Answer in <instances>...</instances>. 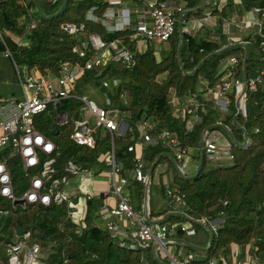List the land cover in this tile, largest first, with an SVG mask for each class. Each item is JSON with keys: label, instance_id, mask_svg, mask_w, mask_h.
<instances>
[{"label": "trees", "instance_id": "obj_1", "mask_svg": "<svg viewBox=\"0 0 264 264\" xmlns=\"http://www.w3.org/2000/svg\"><path fill=\"white\" fill-rule=\"evenodd\" d=\"M64 1L38 0L45 15L55 14ZM201 4L202 0H187L185 7L178 8V22L168 47L162 46L163 43L158 50L152 45L148 50H140L131 42L130 46L135 51L132 67L107 61L100 68L81 71L72 87L71 97L61 100L56 107L51 105L46 112L38 115L36 127L57 145L59 176L64 174V166L69 162L100 174L104 168H109L105 155L112 150L114 141L116 159L123 165L121 174L129 180L134 210L142 214L149 224L179 223L182 226L188 223L189 232L198 234L200 230L204 231L205 239L201 242L206 248L185 246L186 253L197 255V261L207 262L214 257L221 264H233L258 257L264 262V85L256 90H247L246 111L239 114L237 120L234 88L230 91L232 104L228 113L214 108L200 91L201 87H212L224 77L252 78L264 69V25L262 29L257 25L239 29L237 36L248 42L247 49L239 44V40L226 35L222 28L223 20L234 12L240 16L253 12L257 18H262L261 12L255 13L254 8L259 7L264 12V0H241V3L227 0L223 6L217 1L216 4L206 3L205 7H200ZM108 5L106 0H68L58 16L45 18L39 13L34 0H0V97L21 98L18 71L23 75L32 70L41 76L49 73L58 75L61 63L67 60L82 68L85 60L73 52V47L82 44L83 33H96L106 40L119 38L129 42L131 34L127 33V28L108 32L102 20L88 17L89 10L94 6V13L102 18ZM209 6L212 10L206 12ZM185 8L196 10L186 13L181 24L180 17ZM207 13L209 18L205 29L194 35L182 30L184 21L191 16ZM32 18L37 20V24L29 29ZM64 24L81 26L82 31L71 34L63 28ZM22 37L29 41L27 45L19 44ZM220 49H223L222 52L215 53ZM7 50L12 56L6 55ZM230 56H237L240 64L231 65L228 62ZM199 64L198 70L189 74ZM105 81L109 87L103 85ZM90 87L107 94L110 103L103 107L110 109L114 118H122L129 124L124 135L107 131L102 136L99 130L95 149L77 145L70 137L76 121L82 118L83 101L79 97L87 95ZM195 92H201L200 98L206 106L201 111L202 121L188 130L190 116L176 115L171 101L174 97L186 100ZM62 112L68 114L67 125L57 122V116ZM144 120L150 122L149 131L152 134L178 132L182 145L188 148L187 156L194 150L198 163L201 161L199 145L203 135L218 131L230 141L234 158L216 162L204 155L200 173L193 174V177L184 173L187 177H183L180 165L186 158L177 160L170 148L149 144L143 153L147 175L155 161L159 160L149 174L147 186L135 178L133 169L137 150H129L140 140L137 123ZM244 142L246 144L241 146ZM164 159L168 161V169L156 179L155 168ZM17 164L14 161L11 167L14 194L20 197L30 181ZM168 171L173 172V178L166 184L161 175L165 172L168 175ZM168 186L182 190L186 206H174L168 201ZM0 209H9L8 214L0 215L1 256L4 244L17 239L18 226L36 224L29 229L33 241L41 244L43 260L47 264H142L143 250L147 251L151 264H166V260L156 256L153 245L146 248L121 246V238L112 237L107 227L98 223L99 205L93 199L88 200L87 212L78 221L72 219V210L67 203L50 206L34 203L25 209L19 205L13 208L11 198L0 195ZM163 217L162 222H157ZM217 219L221 221L216 223L214 230L211 222ZM187 233L179 227L177 233L169 238V246L176 245L177 239ZM178 246L183 247L182 244Z\"/></svg>", "mask_w": 264, "mask_h": 264}, {"label": "built area", "instance_id": "obj_2", "mask_svg": "<svg viewBox=\"0 0 264 264\" xmlns=\"http://www.w3.org/2000/svg\"><path fill=\"white\" fill-rule=\"evenodd\" d=\"M111 3H122L121 0H108ZM144 6L137 10V21L130 35L129 42L123 39L106 40L96 33H83L84 41L81 45H74L73 52L85 60L83 67L69 60L63 61L58 75L49 73L38 75L31 71L26 75L18 71L19 81L22 88L21 98L13 96L0 97V195L4 198H11L13 208L18 205L25 209L29 204L38 203L50 206L54 203L73 204L74 189L67 187L71 177L91 175L92 171L84 169L74 162H69L64 166V174L58 175L57 169V145L36 127L38 115L46 112L49 107L56 105L63 99L71 97L72 87L76 84L81 71L92 70L102 67L107 61L119 63L126 67L135 64V51L130 43L134 42L138 47L139 42L144 43V50H148L152 45L156 49L158 45L169 41L175 32L178 18L174 6L169 0H142ZM241 3V0H237ZM96 7L89 10V18L95 19L93 14ZM181 9V8H180ZM123 11L124 20L130 23L129 18ZM255 13L262 14V18H257L253 12H246L240 16L237 12L232 13L223 20V32L239 43L247 45V41L236 35L235 29L249 28L253 25H264V12L261 8H254ZM209 14L201 17H190L182 25V30L187 34L194 35L207 27ZM126 23V24H127ZM37 20L32 18L30 28L36 27ZM63 28L71 34L82 31V27L75 24H64ZM123 28L116 27V29ZM27 38H20V45L28 44ZM264 44V43H263ZM7 56H12L9 50ZM228 62L238 66L240 59L237 56H230ZM109 87V83H103ZM260 85H264V69L252 78L238 77L235 75L224 77L220 82L212 87L200 88L206 101H211L214 108L228 113L232 104L230 91L234 88L236 94L235 105L237 111H246V92L248 89L256 90ZM201 92L192 93L188 99L181 100L174 97L172 104L177 105L173 109L176 115H189L187 129L192 130L196 124L202 121L201 111L205 109L206 102L201 97ZM83 101L81 107L82 118L76 121L75 128L70 137L73 142L80 146L91 149L97 147L96 133L99 129H107L110 132L119 130L117 120L113 117L110 109L98 105L88 96L79 97ZM107 103H110L108 98ZM94 118V121L90 119ZM59 125L69 123L66 112L57 116ZM151 126L149 121H138L137 127L140 133V140L136 146H130L129 150H137L133 174L138 181L149 183L150 177L145 173V162L142 148L149 144H160L170 148L177 160L187 158L188 148L183 146L179 133L176 131H161L152 134L149 131ZM231 143L224 135L214 131L205 135V142L202 147L204 155L213 161H225L233 159ZM22 168L24 175L29 179L30 185L20 197L14 194V179L11 165L14 163ZM105 161L110 168L111 191L119 195L120 200L113 208H107L109 213L105 217L112 237H120V245L130 248H146L153 245L156 249L157 257L166 260V264H221L212 257L207 262L197 261L195 253L175 254L169 246V238L176 234L179 227L188 230L185 225L179 223H155L149 224L142 214L137 213L131 203L130 194L125 192L128 184V177L121 174L123 165L118 162L115 155L114 141L112 150L105 155ZM96 177L103 178L100 173ZM168 184V183H167ZM88 194V190L85 191ZM166 195L172 205L186 206L185 194L179 187L167 188ZM88 198L91 196L88 195ZM23 200L22 203H16ZM76 209V208H75ZM147 211V209H146ZM9 209H0V215L8 214ZM73 219H82V215L72 211ZM120 218V219H119ZM216 230V225L213 226ZM4 254L0 255V264H47L43 260L42 246L33 241L31 229L18 234L17 239L4 244ZM142 264H151L148 253L143 250L141 253ZM233 264H264L258 257H250L248 260L236 261Z\"/></svg>", "mask_w": 264, "mask_h": 264}, {"label": "crops", "instance_id": "obj_3", "mask_svg": "<svg viewBox=\"0 0 264 264\" xmlns=\"http://www.w3.org/2000/svg\"><path fill=\"white\" fill-rule=\"evenodd\" d=\"M106 1L109 2L108 0H106ZM121 1H122V3H111V2H109V5H108L107 9L105 10L102 18H99V16H97V14H95L94 12H93V14L95 16V19L102 20V22L106 26L108 32H114L115 30L127 28L128 29L127 33L132 34L133 28H134L135 23L138 19L136 11L141 9L144 6V4H143L142 0H121ZM169 1L174 6L176 12H177L178 8L180 9L182 7H185L187 4V0H169ZM216 1L219 2L221 4V6H223L224 4L227 3V0H202V4L200 7H205L206 3H210V2H213V4H216ZM124 10L129 11V15H128V12H126V16L129 18L130 23H127L124 20V17H123V11ZM185 10H196V9L185 8ZM211 10H212V8H211V6H209L208 9L206 10V12L211 11ZM88 17H89V12H88ZM191 17H201V16H191ZM121 26H123V28L116 29V27H121ZM138 48L140 50H144V43L139 42ZM156 50H158V49L156 48ZM172 107H173V109H175L177 107V105L172 104ZM115 119L117 120V123L119 125V130L116 132H113V133L111 132V133L116 134V135H124L126 133V131L128 130V127H129L128 122L122 118H119V117H116ZM105 130H107V129H105ZM107 131L110 132L109 130H107ZM137 150L141 151V148L138 147ZM144 150H145V147L142 148V153H144ZM190 152H191V156L193 158L197 159L194 156V150H192ZM158 160H159V158L155 161V163ZM198 165H199V163L197 162L195 164L193 170L189 168L191 165L189 167L188 166L184 167L183 165H180V167H181L180 171H182L183 173H186L188 175V177H190V175L192 176L193 174L196 173ZM165 169H168V161L166 159L162 160L158 164V166L155 168V178L159 179L160 174ZM152 170L150 169L148 171V176ZM168 172H169L168 175L170 176V179H169V176L167 174H165L167 172H165L163 175H161L164 183H166V184L171 180V178H173V172L172 171H168ZM104 173L106 174V176L108 175V177H110V168H108V167L104 168L102 170L101 174L105 175ZM97 175H99V174H95L92 171V174L89 176L85 175L83 177H80V176L71 177V181H70V183L67 184V187L74 189V195H73L72 202H73V204L76 205V207L71 206V205H69V207L71 208V210L73 212L76 211L77 213L81 214L82 219H83L86 212H87V209H88V200L93 199L94 201H97L98 205H99L98 223L100 225L106 226L107 221H106L105 217H107L106 215L109 214L107 212V208L115 207L116 204L119 202L120 197H119V195H117L111 191V185H110L109 189H105V188L96 186L94 184L95 182L106 181L102 177L101 178L96 177ZM87 190H88V194L85 193V191H87ZM125 192L130 194V197H131V191L128 187V184L126 185ZM88 195L91 196V198H88ZM145 201H146V198H145ZM165 203L168 204V201L165 200ZM176 238H177V236H176ZM178 239H177L178 243H176V245L171 247L172 251L175 254H179L180 252L183 254H186V250H185L186 245H194L196 248H199V249L206 248L201 242L205 239L204 233L200 235V233L195 234L193 231H190L185 236L182 235L181 239L180 238H178ZM180 244H182L183 247H179L178 245H180ZM183 244H185V245H183ZM177 251H178V253H176ZM201 254H203V253H201Z\"/></svg>", "mask_w": 264, "mask_h": 264}, {"label": "water", "instance_id": "obj_4", "mask_svg": "<svg viewBox=\"0 0 264 264\" xmlns=\"http://www.w3.org/2000/svg\"><path fill=\"white\" fill-rule=\"evenodd\" d=\"M34 2H35V4H36V7H37L39 13H40L43 17H45V18H54V17L58 16V15L62 12V10H63L64 7L66 6L68 0H65L64 3L62 4L61 8L59 9V11H57L55 14H52V15H45V14L43 13V11L41 10V7H40V4H39L38 0H34ZM204 2H205V1H204ZM190 11H191V10H185L184 13L181 15V17H180V23H181V24H182V22H183L184 15H185L186 13L190 12ZM6 19L8 20L9 18L6 17ZM9 21H10V23H14L12 20H9ZM181 44H182V43H181ZM181 44H180V46H179V52H181ZM239 44L243 45V46L247 49V45H246V44H244V43H239ZM222 50H223V49H220V50L216 51L215 53H220V52H222ZM244 62H245V63L247 62V55H246V57H245V59H244ZM200 64H201V63H200ZM200 64L196 67V69H194V70H193L192 72H190L189 74H194V73L198 70ZM239 114H240V112H238L237 115L235 116V120H237ZM230 136L233 137L232 134H231ZM245 137H246V138L248 137V133H247L246 131H245ZM204 142H205V134L203 135V137H202V139H201V141H200V145H199V146H200V149H201V161H200V163H199V165H198V168H197V171H196L195 175H193V176H196L197 174H199L200 171H201V169H202V166H203L204 152H203L202 147H203V145H204ZM245 144H246V142L241 143L240 145H241V146H244ZM155 164H156V163H155ZM155 164L152 165L151 170L154 168ZM180 174H181L183 177H187V176H185V174H184L182 171H180ZM193 176H191V177H193ZM147 186H148V184H147ZM147 199H148V198H147V196H146V201H147ZM22 202H23V200H17V201H16V203H22ZM164 219H165V217H163L162 219L158 220L157 222H162ZM219 221H221V219L214 220L215 223H217V222H219ZM34 227H36V224H32V225H24V226H18V227H17V234L20 235V234L24 233L27 229H29V228L32 229V228H34ZM210 245H211V244H210Z\"/></svg>", "mask_w": 264, "mask_h": 264}, {"label": "rangeland", "instance_id": "obj_5", "mask_svg": "<svg viewBox=\"0 0 264 264\" xmlns=\"http://www.w3.org/2000/svg\"><path fill=\"white\" fill-rule=\"evenodd\" d=\"M235 32H236V35H239V29H235ZM162 45V44H161ZM161 45H158L157 46V49H161V47L162 46H165V47H168V45H169V43L168 42H166V43H164L162 46ZM23 73L25 74L26 72H24L23 71ZM90 92L86 95V96H88L91 100H94L98 105H100V106H106V103H107V101H108V95L107 94H105V93H103L100 89H96V88H94V87H90ZM108 104V103H107ZM116 118V117H115ZM90 119L92 120V121H94V118L92 117V116H90ZM100 130V134L102 135V136H105L106 135V133H107V130H105V129H99ZM198 162V160L197 159H195V158H193V157H191V155H189L185 160H184V163L182 164L184 167H189L190 165V169H194V166H195V164ZM198 167V166H197ZM189 169V170H190ZM105 174V173H104ZM104 177V180H106V181H98V182H95L94 184L96 185V186H99V187H102V188H105V189H109L110 188V185H111V182L109 181V177H108V175L106 176V174L105 175H103ZM191 176V175H190ZM157 179V178H156ZM156 197V195L155 194H153V198H155ZM77 221L79 220V219H76ZM99 220V219H98ZM220 222V221H219ZM211 224H212V226H214V225H216V223L214 222V220L211 222ZM185 226H187V227H189L190 225L188 224V223H185L184 224ZM204 233V231L203 230H200V235L201 234H203Z\"/></svg>", "mask_w": 264, "mask_h": 264}]
</instances>
